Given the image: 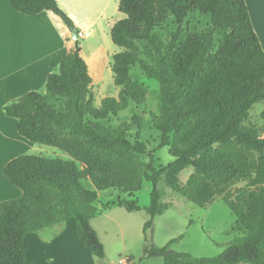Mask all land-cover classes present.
Here are the masks:
<instances>
[{"label": "trees", "instance_id": "16d2710c", "mask_svg": "<svg viewBox=\"0 0 264 264\" xmlns=\"http://www.w3.org/2000/svg\"><path fill=\"white\" fill-rule=\"evenodd\" d=\"M9 1L24 15L52 12L71 33L79 34L56 0ZM118 9L126 18L111 29V40L120 49L111 65L114 85L120 88L116 98H104L100 108L91 104L92 77L76 40L58 70L47 76L45 96L30 91L3 107L17 120L20 136L57 148L71 160L22 155L4 167V176L22 195L0 202V264H26L25 236L67 220L73 221L80 244L104 259V246L91 225L100 212L98 192H138L141 171L135 160L141 156L148 158L143 171L151 186L143 208L147 215L143 259L161 258L163 264H264V136L249 120L253 107L264 103V51L245 1L119 0ZM196 12L209 17L202 50L188 69L174 76L168 61L181 49L175 40H159L156 29L173 19L181 30L188 15ZM138 43L151 48L153 65L141 59ZM134 66L160 85V114L153 116L160 142L152 151L142 141H131L130 124L116 128L102 124L124 112L130 102H138L128 85ZM259 117L264 122V109ZM140 121L133 116L130 122L139 127ZM162 148H169L173 160L156 167L155 150ZM187 168L193 169L194 178L182 187L178 178ZM82 181H90L94 190L85 189ZM160 182L200 208L222 196L236 217L231 231L241 236L213 258H192L173 250L177 239L155 246L153 222L171 207L161 201ZM240 182L259 188L237 202L230 194ZM116 205L128 213L141 210L136 199L118 200Z\"/></svg>", "mask_w": 264, "mask_h": 264}, {"label": "rangeland", "instance_id": "374dc122", "mask_svg": "<svg viewBox=\"0 0 264 264\" xmlns=\"http://www.w3.org/2000/svg\"><path fill=\"white\" fill-rule=\"evenodd\" d=\"M209 27V17L199 13H192L186 18L181 30H178L169 19L161 27L156 29V37L163 43L175 40V46L181 49V54L171 57L168 61L169 70L174 76L180 75L188 69L195 58L201 52L203 40ZM177 40V42H176ZM219 41V36H214V43ZM82 43L84 52L94 47L96 39H79ZM102 44L105 41L100 39ZM108 44V43H107ZM140 48V57L147 64H154V54L151 48L145 43H138ZM110 50L118 52L119 49L113 44H109ZM85 56V53H84ZM85 58H87L85 56ZM87 60L89 73L92 77L90 89V102L95 108H100L101 101L104 98L118 96L120 88L114 85L113 73L111 70L112 57L109 63L102 62L100 68H93ZM85 61V60H84ZM98 66V65H96ZM95 67V66H94ZM129 89L133 91L138 102H130L128 108L117 116H110L107 122L102 124L109 128H116L122 123L130 124L129 137L131 141L139 140L145 143L148 151L157 148L160 142V133L153 125V116H158L161 109V96L159 81L146 77L138 66L130 69L128 78ZM196 88V86H194ZM192 90V89H191ZM195 94V91H191ZM45 96V88L39 91ZM264 109V103L256 104L250 112L249 120L259 127L260 134L264 136V122L260 120V113ZM133 116L141 118L140 126H134L130 121ZM183 136V134H182ZM38 145V144H37ZM44 146V147H43ZM46 150L33 155L42 154L46 158H59L62 160H71V158L61 150L43 145ZM173 160L169 148L155 150L154 164L156 167L165 166ZM147 156H141L135 160V164L141 171L140 190L132 194L124 193L117 189H110L98 192L97 205L106 207L115 204L118 200H137L141 210L134 214H128L121 209L125 215H133L131 219L121 218V225L127 227V234L119 232L118 227L111 223L113 229L112 241H106V257L100 260V264H163L161 258L143 259L145 241L140 235L138 222L145 217L144 207L149 201L150 183L144 177L143 167L147 164ZM81 168V166L79 165ZM194 178V171L191 168L185 169L178 178L182 187H187ZM85 189L94 190L90 181H82ZM161 192V201L170 203L171 207L166 214L165 220H154L152 241L156 244H166L170 239H177L172 245L175 251L188 252L194 258H213L219 255L227 244L240 237V234L233 233L231 228L235 226L236 217L230 212L222 201V196H218L208 206L200 208L182 197L177 192L167 188L162 182L158 184ZM259 186L251 187L246 182H240L231 189V198L234 201L242 202L250 191L258 190ZM166 217V216H165ZM104 218H97L95 223H101ZM140 219V220H139ZM164 219V218H163ZM123 221H125L123 223ZM137 225V227H136ZM103 227L100 224V228ZM98 230L99 227H97ZM102 232V231H100ZM125 263L124 261H128ZM245 264V263H240Z\"/></svg>", "mask_w": 264, "mask_h": 264}, {"label": "crops", "instance_id": "0c3cea01", "mask_svg": "<svg viewBox=\"0 0 264 264\" xmlns=\"http://www.w3.org/2000/svg\"><path fill=\"white\" fill-rule=\"evenodd\" d=\"M56 1L79 30L78 42L79 39H96L94 47L85 52L79 42L85 62L89 59L95 66L93 68H100L102 62L109 63L110 58L117 53L109 48V44H113L111 29L116 22L126 18L118 9L119 0ZM244 1L253 30L264 51V0ZM101 37L105 44L100 42ZM75 41L72 33L52 12L28 16L15 11L9 0H0V202L15 200L22 195V191L4 176V167L19 156L46 150L43 145H37L20 136L17 120L8 117L3 107L30 91L39 92L44 88L47 76L58 70L61 60L73 50ZM97 208L99 215L91 221V225L104 246L106 257L105 243L112 241L113 236L111 223L118 227L119 232L127 234V227L121 225V218L131 219L133 215H124L120 211L123 208L116 203L106 207L97 205ZM169 210L170 208L156 217L155 221H166ZM101 217L104 219L100 223L103 227L100 228V224L95 222ZM146 220L147 215L138 222L141 236ZM24 243L26 264H100V260L91 255L76 239L72 220L27 234ZM166 244L155 246L163 247Z\"/></svg>", "mask_w": 264, "mask_h": 264}, {"label": "water", "instance_id": "95a60500", "mask_svg": "<svg viewBox=\"0 0 264 264\" xmlns=\"http://www.w3.org/2000/svg\"><path fill=\"white\" fill-rule=\"evenodd\" d=\"M77 35L75 34V33H72V38H73V40H77Z\"/></svg>", "mask_w": 264, "mask_h": 264}]
</instances>
